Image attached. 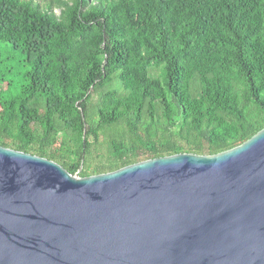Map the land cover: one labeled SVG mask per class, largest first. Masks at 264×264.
Listing matches in <instances>:
<instances>
[{
	"label": "trees",
	"instance_id": "1",
	"mask_svg": "<svg viewBox=\"0 0 264 264\" xmlns=\"http://www.w3.org/2000/svg\"><path fill=\"white\" fill-rule=\"evenodd\" d=\"M263 128L264 0H0V145L86 176Z\"/></svg>",
	"mask_w": 264,
	"mask_h": 264
},
{
	"label": "water",
	"instance_id": "2",
	"mask_svg": "<svg viewBox=\"0 0 264 264\" xmlns=\"http://www.w3.org/2000/svg\"><path fill=\"white\" fill-rule=\"evenodd\" d=\"M0 264H264V128L86 176L0 145Z\"/></svg>",
	"mask_w": 264,
	"mask_h": 264
},
{
	"label": "rangeland",
	"instance_id": "3",
	"mask_svg": "<svg viewBox=\"0 0 264 264\" xmlns=\"http://www.w3.org/2000/svg\"><path fill=\"white\" fill-rule=\"evenodd\" d=\"M36 1H39L42 5H46L50 0H36ZM54 10L57 11L58 13L60 12V8L59 7H54ZM104 152L105 149H102ZM105 153V152H104Z\"/></svg>",
	"mask_w": 264,
	"mask_h": 264
}]
</instances>
